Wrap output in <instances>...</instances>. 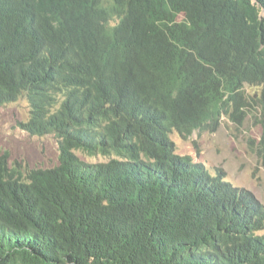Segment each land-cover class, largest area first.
I'll use <instances>...</instances> for the list:
<instances>
[{
    "label": "trees",
    "instance_id": "trees-1",
    "mask_svg": "<svg viewBox=\"0 0 264 264\" xmlns=\"http://www.w3.org/2000/svg\"><path fill=\"white\" fill-rule=\"evenodd\" d=\"M21 96L59 162L0 152V264H264V203L171 137L253 103L264 153V0H0Z\"/></svg>",
    "mask_w": 264,
    "mask_h": 264
},
{
    "label": "rangeland",
    "instance_id": "rangeland-1",
    "mask_svg": "<svg viewBox=\"0 0 264 264\" xmlns=\"http://www.w3.org/2000/svg\"><path fill=\"white\" fill-rule=\"evenodd\" d=\"M253 91L255 88L246 86L245 97ZM231 111L237 120L223 114L214 131L211 128L196 130L188 137H182L175 131L171 137L179 154L189 155L210 166H222L235 185L252 190L264 203L260 108L252 103L240 110L233 106ZM29 115V103L24 96L0 105V152H7L10 162H17L22 169L52 167L59 162L58 141L50 134L36 136L25 131L21 123L27 121Z\"/></svg>",
    "mask_w": 264,
    "mask_h": 264
}]
</instances>
